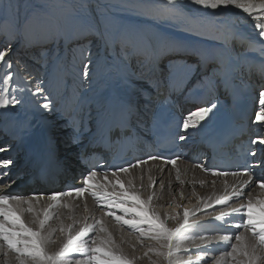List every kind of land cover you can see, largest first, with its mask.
Masks as SVG:
<instances>
[{
  "label": "bare ground",
  "instance_id": "6f19581e",
  "mask_svg": "<svg viewBox=\"0 0 264 264\" xmlns=\"http://www.w3.org/2000/svg\"><path fill=\"white\" fill-rule=\"evenodd\" d=\"M75 1L79 4L86 2V7L88 6L91 12V16H87L86 21L98 27V34L101 37V43L91 50L96 55L91 53L90 58L93 63L90 66L89 77H84L81 71L83 58L81 52L86 47L82 43L88 34H85L84 29L75 19L62 17L67 7L60 6L61 0H56L54 10L58 24L54 26L53 30L56 34L55 38L65 36L66 38L61 39L63 45L71 41L77 44L76 41L82 39L80 43L83 46L77 44L69 50L64 48L60 52H49V54L54 53L53 55H55L50 56V63L46 62L49 56H38L35 58V66H29L26 60L22 63L23 59L21 58L18 62L14 61L15 58H18L15 51L5 57L6 61L12 63L11 69L6 70L3 62H0V80L6 78V71L14 74L13 81L8 85L0 84V89H8V91H0V95L8 97L15 95L21 101L15 106L0 108V123L2 122L1 117L5 115L23 112L22 116H31L40 133L44 134L57 147L54 153L58 154V146L61 147L55 160L62 165L63 169L74 171L71 166H76L73 161V153L77 148L64 142L67 132L62 124L63 119L68 117L69 113H57L52 107V103L48 110L39 106L43 103V96L47 95V90L53 85L59 84H76L82 92L88 94L90 108L96 113L103 110L106 95L113 88L122 90L126 96L130 95L132 103L142 112L145 110L143 93L148 91L154 82L158 84L161 80L168 84H171V81H176V88L180 86L183 92L189 91L195 94L204 91L209 84L216 92H221L218 96L223 109L232 102L229 95L233 86H237L242 89L252 108L251 125L254 131L264 137V123L255 121V116L260 111L259 93L264 90V37L259 35L260 29L254 26L256 22L252 19V16L257 14H260L264 19V13L257 11L261 5H264V0H245V2L256 6L251 16L234 7L211 10L196 6L190 0H184L186 11L184 15L175 19L166 18L169 15L163 9L166 0H120L125 2L129 8L133 7L140 12L148 13L154 19L170 20L182 30L183 39H170L166 37V33L152 27L150 23L137 22L136 26L124 29V33H122L123 31L119 32V28H117L121 24V18L117 16L119 8L112 7L111 4L104 5V1L114 2V0ZM15 2L20 12L15 14L16 21H22L23 2L22 0H15ZM102 7L103 10H101ZM101 11H106V13L101 14ZM216 13H220V15H216ZM70 36L72 37L69 40ZM106 40L111 41L107 46ZM31 43L28 40V44ZM87 55L84 53V57ZM167 56L172 58L169 62H167ZM190 57L198 58L202 66L195 69L194 62H192L193 65L189 64L187 58ZM209 63L214 65L207 69L206 65L208 66ZM186 65L193 66L194 71H181ZM129 75H131L132 81L129 80L130 77L127 78ZM37 84L40 85L42 92L33 95ZM28 88H31V91H28ZM56 92L64 93V90ZM191 108L194 107L191 106ZM196 110L198 109L194 108L193 112ZM84 121L88 124L91 119L86 116ZM200 124L203 125V121ZM200 128L199 125L197 128H189L186 136L197 135ZM0 144H6L3 134L0 135ZM51 148H54V145ZM7 149L9 147L0 150V161L6 160L2 155ZM11 166L12 171L18 170V166H13V164ZM7 169L9 167L0 168V173H11V171H6ZM199 169L182 160H178L175 166L149 161L115 176L113 174H97L88 185L89 192L78 198L67 196L53 202L48 199L50 195L54 194L53 191H46L39 184L26 189L21 187L23 180H15L17 176H22L25 169L21 168L19 173L7 180V186L4 185L5 176L0 180V193L8 188H18L21 191L24 195L22 200L30 202L32 211L27 210L28 204L25 203L18 204L16 201H11V204L16 208L22 222L33 230H39L38 222L33 223L34 218L43 219L45 212L49 213L52 218L41 231V234L47 238L45 243L46 251L49 254L58 252L66 243L68 236L75 235L85 224L92 225L95 220H102L106 232L99 233V236L102 239H107L111 235L113 243L109 247L116 254L133 261V264H169L163 257L145 255L149 248L159 249V244L155 241L149 244L145 250L135 247L129 234H134L139 240L145 237H141L138 232L129 229L127 225H121L112 217L105 215V211H111L121 216L124 214L120 208L114 205L110 209H104L103 202H99L98 206V201L91 195V191L97 189L101 193L127 191L129 198H124V206L138 204L143 208L145 215L149 217L153 213L159 215L161 219L166 220L167 226L170 228L177 225L176 220L170 217L182 218L185 208L190 212L196 209V215L189 216L191 228L186 233L187 237L191 239H186L181 245L180 251L171 258L173 264L177 257L182 259L185 255L200 252L205 253L204 256H200L199 260L192 257L191 264H204L207 261H212V264H215L217 259L225 256L226 253L222 249L226 243H237L234 238L230 242L221 240L218 229L236 232L242 230L238 233L242 235V243L249 248L252 246L258 248V240L253 237L251 231L229 227L223 222L217 221L215 216L221 210L230 209L233 206L239 207L240 202H246L249 197L253 200L264 199V189L258 186L259 183L264 182L260 180L261 176L259 178L255 175H253L255 177L251 176V181L245 185L244 182L249 179L247 176H206ZM261 170L264 171V167ZM13 180L15 183H12ZM117 181L120 183L118 184ZM152 181L157 182L155 186H152ZM240 189L243 190V195L236 197L234 192ZM132 194H135L138 200H132L130 198ZM34 196L40 198L34 199ZM150 196L152 197L150 202L142 203L149 201ZM224 196L230 197L228 204H215L217 198ZM112 198L118 199L115 196ZM205 204L210 206L202 207ZM231 219L233 222H240L241 214L234 213ZM69 226H71V232L68 231ZM141 227L147 231L148 225L144 224ZM61 228H64V231H61ZM96 234L90 233L86 239H90ZM120 235L121 240L117 242L115 239ZM201 236L208 237V240L202 241ZM174 243L177 242L174 241ZM205 249L209 250L204 251ZM230 250L229 248L228 251ZM6 251L4 242L0 241V264H17L15 254L9 253L6 256ZM215 253L218 256L214 257ZM257 254L264 255V250L258 248ZM68 256L71 264H75L76 260L82 258L79 254H68ZM186 258L188 259V257ZM82 261L83 264H88L87 258ZM227 264H234V262L228 258Z\"/></svg>",
  "mask_w": 264,
  "mask_h": 264
},
{
  "label": "snow or ice",
  "instance_id": "6c2138e0",
  "mask_svg": "<svg viewBox=\"0 0 264 264\" xmlns=\"http://www.w3.org/2000/svg\"><path fill=\"white\" fill-rule=\"evenodd\" d=\"M190 2L196 6H201L204 9H229L234 7L236 9L242 10L244 13L252 15L253 10L256 8L250 2H245V0H190ZM163 9L169 15L166 18L175 19L184 15V0H166L163 5ZM259 13H264V5H261L257 10ZM220 15V13H216ZM252 19L255 20V27L260 29L259 35L264 37V19H262L260 14L252 16ZM86 32H96L98 30L95 26L91 24L85 25ZM111 41L106 40V46L109 45ZM7 49L0 50V62H3L5 69H11L12 63L5 60L7 55ZM84 53H87V57H84ZM82 55V74L84 77L90 76V66L92 65L91 60V49L84 47L81 52ZM181 71H194L193 66L186 65ZM6 78L0 80V84L8 85L13 81L14 74L10 71H6ZM22 91L24 89H21ZM31 91V88L27 89ZM0 91H8L7 88L0 89ZM42 89L39 84L36 85V91L33 92V95L41 93ZM21 101L15 96L11 95L10 97L0 95V108H8L9 106H15ZM259 105L260 111L259 114L255 116L256 122L264 123V90H261L259 93ZM51 105V100L47 95L43 96V103L39 106L48 110ZM216 107L215 104H212L208 107H202L189 114L187 119L183 121L182 131L187 132L189 128H197L199 125L201 128L203 125L200 124L201 121H204L209 117V114L213 112V109ZM186 135H179L177 139L183 141L187 139ZM75 142V141H74ZM251 144L258 145V148H249L247 155L252 157H260V159H254L252 161H246L243 166L244 171H227L224 169H209L202 165H197L201 167L202 170L210 172L213 176H236L245 175L249 177L244 183L247 185L251 181V176L254 173V169L259 165L264 167V137H258L251 140ZM158 156H150L149 159H159ZM177 158H169L166 160V163H170L173 166L177 163ZM146 160H140L137 164L130 165L129 167H138L140 164L146 163ZM13 161L9 158L3 161H0V168H8L11 166ZM119 171L128 172L129 168H121ZM113 176L117 175L114 171ZM7 172L0 173V180L4 176H7ZM96 171H90L82 177V186L78 188H72L66 192L54 193L48 197L49 200L55 202L60 196H72L73 192L76 193L77 197L84 195L89 192L88 185L96 177ZM178 178V174H177ZM7 181L4 182V185L7 186ZM12 183H15L13 180ZM119 184L120 182L117 181ZM131 183V182H129ZM157 182L152 181V186H155ZM261 189H264V182L259 183L258 185ZM123 185L121 184V188ZM161 187L163 185L161 184ZM91 195L99 202H103L102 207L104 209H110L113 205L120 208L123 212V216L116 215L111 211H105V215L112 217L121 225H127L129 229L136 231L140 234L141 237H146L148 239L154 240L159 244V249L149 248V251L153 252L156 256L163 257L164 260L168 261L169 264H173L172 257L180 251L181 245L184 244L186 239H191L187 237L186 233L190 230L191 226L189 225V216L196 215V209H193L191 212L185 208L182 218L181 217H170L173 220H176L177 225L174 228L167 226L166 220L161 219L159 215L153 213L151 217L145 215L143 208L139 207L138 204H132L129 206H124V198H129V193L127 191L120 192H99V190L91 191ZM236 197L243 195V190H237L234 192ZM118 197V199H113L112 197ZM34 199H39V196H34ZM132 200H138V197L135 194H132L130 197ZM152 197H149V201H144L142 203H148ZM230 197L224 196L216 199L215 204L226 205L229 202ZM11 201H16L19 203L28 204V211H32V205L29 201L22 200L21 197L14 195L12 193H0V241L4 242L7 251L5 255L9 253L15 254V260L17 264H71L68 254H79L81 257H86L88 264H133V261L125 258L122 255L116 254L109 245L113 243L111 235L107 239H102L99 236V233L106 232L105 227L103 226L102 220H95L92 225L85 224L84 227L80 228L75 235H69L66 243L60 248L56 253L49 254L46 251V237L41 234V231L44 229L45 224L52 218L48 212H45L44 218L39 219L38 217L34 218L33 223L39 224V230H33L31 227L26 226L20 216L17 214L16 208L11 204ZM55 206V205H53ZM210 205H202V207H209ZM67 207V206H65ZM240 213L241 220L240 222H233L231 219L232 214ZM131 214V215H130ZM127 217V218H126ZM139 217V218H138ZM217 221H221L229 227H234L235 229H245L253 233V237L258 240L259 250H264V199L256 198L253 200L251 197L247 199L246 202L241 201L239 207H231L230 209H224L219 211V214L215 216ZM147 224V231L141 225ZM64 231V228L60 229ZM71 232V226L68 229ZM223 231V230H222ZM90 233H97L94 237L86 239L89 237ZM235 239L237 243H226L223 247V251L226 253L225 256L220 257L215 261V264H227L228 258L234 262V264H264V255H259L257 246H252L251 248L247 247L242 243V235L240 234H228L224 232L220 239L225 242H230L232 239ZM202 241L208 240V237L201 236ZM176 241L177 243H174ZM231 249L228 251V249ZM166 249V251H164ZM205 249L204 251H208ZM147 255V253H145ZM242 258V259H241ZM199 260V256L197 257ZM75 264H83L82 260H76ZM175 264H191V256L187 260H182L177 257Z\"/></svg>",
  "mask_w": 264,
  "mask_h": 264
},
{
  "label": "rangeland",
  "instance_id": "374dc122",
  "mask_svg": "<svg viewBox=\"0 0 264 264\" xmlns=\"http://www.w3.org/2000/svg\"><path fill=\"white\" fill-rule=\"evenodd\" d=\"M104 1V0H103ZM23 2V20L16 21L15 14H19V8L15 2V0H0V50L7 49V55L10 52L16 53L18 58H15L14 61H17L21 58L23 59L22 63L26 60L29 66H35V58L38 56L48 57L47 63H50L49 60L50 56L56 52L63 51L65 49H71L77 44H85L87 48L91 50L94 46L101 43V37L96 32H86L85 25L89 24L86 21L87 16H91V12L86 7V2L81 4L77 3L75 0H61L59 3L61 7L66 6V12L63 13V18H73L75 21H78L81 27L84 29L85 34H88L83 43L81 44V40L76 41L77 44L74 42H68L63 45L61 39L66 38L63 37H56L54 26H57L56 23L57 17L54 14L56 0H22ZM120 0L112 1H104V5L111 4L112 7L119 8L117 12V16L121 18V24L117 27L119 28L118 31L124 33V29L131 28L136 26V23H150L152 27L163 31L166 33V37L178 38L183 39L184 33L182 30L176 27L170 20L159 18H152L148 15V13L140 12L135 8H129L128 5ZM14 3V4H13ZM118 3V4H117ZM119 4H121L119 6ZM84 5V6H83ZM118 5V6H117ZM121 8V9H120ZM14 10V11H13ZM103 10V7L101 8ZM63 12V11H62ZM106 11H101V14H105ZM158 19V20H157ZM98 30V27L95 26ZM180 31V32H179ZM91 35H90V34ZM72 36L69 37V40ZM23 40H22V39ZM28 40L31 44H28ZM60 40V41H59ZM99 41V42H98ZM31 45V46H30ZM92 47V48H91ZM16 48V49H15ZM53 51L54 53L49 54V52ZM92 53V52H91ZM96 55L92 53V55ZM6 55V56H7ZM5 56V57H6ZM20 56V57H19ZM28 58V59H27ZM172 59V58H171ZM170 57L167 56V62H169ZM189 64L193 65L192 62L195 64V69L202 66L200 60L196 57H190ZM34 61V62H33ZM14 63V62H13ZM199 64V65H198ZM212 64V65H211ZM198 65V66H197ZM213 63L209 64V67L206 65V68L209 69L211 66L213 67ZM130 77V81H132L131 75L127 76ZM259 98V97H258ZM124 232V231H123ZM133 243H135V247L137 246L140 250H145L149 244L154 243V240L143 238L139 240L134 234H129ZM124 236V235H123ZM121 235L116 237V241L120 242ZM119 238V239H118ZM54 240V239H52ZM119 240V241H118ZM131 248V246H128ZM146 253L149 256H155V254L149 249L146 250ZM205 254V253H204ZM203 252L194 253L190 255H181L182 260H187L186 257L191 256L197 258L198 256H204ZM213 256V255H212ZM218 256L217 253L214 254V257ZM86 259V257L80 258V260ZM166 261V260H165ZM204 264H212V261H207Z\"/></svg>",
  "mask_w": 264,
  "mask_h": 264
}]
</instances>
